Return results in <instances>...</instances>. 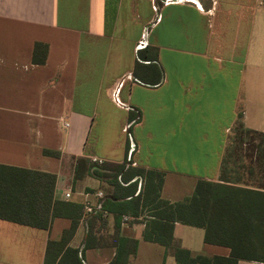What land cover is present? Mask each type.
Masks as SVG:
<instances>
[{
	"label": "crops",
	"instance_id": "obj_1",
	"mask_svg": "<svg viewBox=\"0 0 264 264\" xmlns=\"http://www.w3.org/2000/svg\"><path fill=\"white\" fill-rule=\"evenodd\" d=\"M35 43L47 45L43 64ZM238 118L264 133V0H0V264H111L116 234L137 241L127 264H176L170 247L143 238L157 181L127 177L134 169L162 174L159 198L189 199L198 222L220 223L217 235L233 216V232H259L256 188L219 179ZM229 187L248 190L247 213L202 210L203 196ZM38 194L49 198L47 229L9 219L33 213ZM204 235L173 223L190 257L229 255Z\"/></svg>",
	"mask_w": 264,
	"mask_h": 264
},
{
	"label": "trees",
	"instance_id": "obj_2",
	"mask_svg": "<svg viewBox=\"0 0 264 264\" xmlns=\"http://www.w3.org/2000/svg\"><path fill=\"white\" fill-rule=\"evenodd\" d=\"M47 53V45L42 43H35L33 50L32 61L36 64H43L45 61ZM139 58V57H137ZM136 112L129 109V119L130 121L135 120ZM246 145V149H242L243 145ZM236 145V146H235ZM130 147L129 140L127 141V149ZM240 151V152H239ZM238 157L236 162L233 164L231 162L232 157ZM102 169H106L107 165H103ZM114 178L116 179L119 174L124 172V166L116 165L114 168ZM97 172V171H95ZM99 177H104L102 173H96ZM137 175H146L148 178L155 177L156 185L152 186L151 194L154 192L155 196L152 199L153 207L150 209V216L153 221H150L149 227H146L143 238L147 241L158 242L164 245L166 248L170 247L173 251V255L176 264H237L238 260H250L260 263H264V133L248 129L244 126L240 118L236 121L227 139L224 154L222 156V162L219 171V179L223 182L242 184L244 186H251L256 188L257 191H253L258 200L255 202V212L260 214V231L252 234L249 233H236L233 232V226L236 224V218L233 216L230 221H227L230 227L229 231L217 235L214 233L215 225L220 223L216 221H209L206 223L198 222L197 217L193 216L190 211L189 199H186L178 203H169L168 201L161 200L159 198V190L162 184V174L153 173L151 171L143 170H130L127 172V177ZM52 179L54 183L55 177L51 175H46ZM125 179V178H124ZM110 185L115 186L113 181L109 182ZM201 183L198 184V187ZM199 189V188H198ZM197 188L194 194V198L197 196ZM248 191V190H247ZM237 187H229V190L220 193L212 192L208 193L209 197L203 196L202 210H205V204L209 205L212 213H225L224 208L228 213H247L248 208L251 209V198H247L246 194H241V192L247 193ZM115 196V195H114ZM193 198V199H194ZM48 199V201H47ZM46 202L44 196L39 198L37 195V206L33 213H7L11 217L10 220L22 224H27L32 227L47 229L48 228V218H50L51 213L49 210V198L47 197ZM105 199V195L100 201ZM140 197H135L133 202L137 205L139 204ZM193 199L190 200L193 202ZM149 201L143 200V205H147ZM198 210H199V202ZM196 208V207H195ZM101 213H105V208L102 203ZM196 211V209H195ZM5 214V213H4ZM137 216L138 213H132ZM164 220L162 223L159 220ZM175 221H179L184 224H190L195 226H203L205 229L204 241L213 244H222L230 247V253L227 257H205L196 256L194 258L190 257L188 250L180 248L172 238V226ZM245 224L247 219H242ZM227 226V225H226ZM75 226L68 231L71 233ZM64 233L63 236H65ZM114 244L117 248V253L111 264H127L130 255H134L136 250L137 241L122 238L119 235H115ZM60 249L56 252L54 258L59 256Z\"/></svg>",
	"mask_w": 264,
	"mask_h": 264
},
{
	"label": "built area",
	"instance_id": "obj_3",
	"mask_svg": "<svg viewBox=\"0 0 264 264\" xmlns=\"http://www.w3.org/2000/svg\"><path fill=\"white\" fill-rule=\"evenodd\" d=\"M120 87H121V83L120 82H117V83H115V85L113 86V88H112V90H111V98H112V100L114 101V102H116L117 104H121V102L119 101V98H118V94H119V90H120ZM65 126H66V124H65ZM95 162H97L95 159H93ZM70 196V194L69 193H66L65 194V197L66 198H68ZM97 196H98V198L99 199H102L103 197H104V194L103 193H101V192H99L98 194H97ZM93 209H94V207H92V206H90V205H88V204H86L85 206H84V211H85V213H90V212H92L93 211ZM125 219L127 218V217H124Z\"/></svg>",
	"mask_w": 264,
	"mask_h": 264
},
{
	"label": "rangeland",
	"instance_id": "obj_4",
	"mask_svg": "<svg viewBox=\"0 0 264 264\" xmlns=\"http://www.w3.org/2000/svg\"><path fill=\"white\" fill-rule=\"evenodd\" d=\"M230 134V133H229ZM229 136V135H228ZM236 146V145H235ZM247 148V146L244 144L243 146H242V149H246ZM240 152V151H239ZM238 157L236 156H234V157H232V159H231V162H233V164L236 162V159H237Z\"/></svg>",
	"mask_w": 264,
	"mask_h": 264
}]
</instances>
